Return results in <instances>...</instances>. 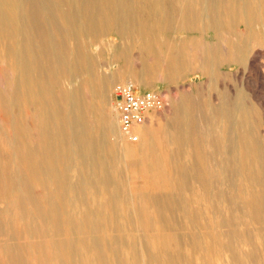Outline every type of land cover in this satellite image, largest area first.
Wrapping results in <instances>:
<instances>
[{"label":"rangeland","instance_id":"374dc122","mask_svg":"<svg viewBox=\"0 0 264 264\" xmlns=\"http://www.w3.org/2000/svg\"><path fill=\"white\" fill-rule=\"evenodd\" d=\"M191 1L195 4V13L200 14L197 23L201 27L208 22L207 17L201 10V2ZM174 6L178 8L180 2L175 1ZM33 19L31 26L37 36L41 29L44 32L48 31L49 34H55L54 26L50 27L47 24L46 16L39 14ZM164 35L171 41H185L191 35L212 40L210 29H203L198 33L189 31L183 26V17L180 16L176 17L175 26ZM223 35L220 39L221 47L226 44L224 40L227 33ZM88 48L92 55H97V67L102 75L125 74L122 81L131 80L139 87L166 91L167 104L153 114L146 127L152 130L154 142L162 144L167 150L173 146L170 140L172 137L162 134V131L167 127L168 118L173 112V103H180L184 98L199 93V103L193 108L189 118L192 117L197 122L201 132L200 139L205 160L214 175L208 184L211 189L199 184L190 173L189 184L185 188L176 186L167 189L162 185L158 186L157 183L154 185L156 181L160 182L161 178L141 168H133V163L127 156L109 152L96 154L102 163L101 166L108 172V179L98 178L99 181L96 179L91 184L83 185L82 188L72 186L73 181L75 183L79 179L76 170L78 159L75 155L70 162V165L74 163V166L66 167V164L64 166V180L67 181L64 182L63 187L59 182L60 162L54 163L52 168L48 165L41 171L40 168L34 169L33 166L36 165L34 162L29 163V166L22 159L25 153L24 144L34 150L31 153L33 155L31 157L34 158L42 142L46 141L38 120L39 105H44L45 102V90L50 88L55 97L59 96L62 94L63 83L43 70L40 88H36L40 90L41 98L27 102L22 101L21 98L11 101L10 99H15L12 93L17 86L16 82L19 83L22 76L14 58L6 55L0 44V178L6 175L8 179L7 185L0 184V264H103V262L105 264H264V233L261 230L263 223L243 217V207L240 200L236 199L235 190L228 186L226 178L220 177L229 172L235 177L239 176V172L233 170L231 166V155L228 153L227 157L225 156L226 151L223 149L226 148L227 141L223 131V121L214 110L219 103V91L226 85L229 76L239 72L238 66L221 64L218 67L220 74L215 76L214 70L195 59L193 48L189 47L186 53L189 61L174 82L159 81L152 76L151 85L146 86L132 79L133 75L126 76V74L128 70L131 73L140 71L154 60V55L150 57L141 54L136 48L127 49L123 54L119 36L114 31L107 32L97 43L89 44ZM253 49L252 56L261 70L260 77L257 78V72L254 74V79L256 82L260 81L259 97L264 102V46H255ZM161 57L162 60L165 53ZM118 82L119 79L113 81L111 93L105 92L106 95L84 89L82 91V97L86 102L94 101L92 110L84 115L87 126L93 131L99 127V133L101 131L100 134L105 136L107 133L104 129L112 120L116 121L119 131L113 95H111ZM198 87L201 90H197ZM33 113L36 115L33 116ZM71 124H76V120L73 119ZM169 124L174 128L172 121ZM67 126L70 130L69 124ZM106 137L111 140L110 142L116 140L114 136ZM117 137L120 141L130 144H138L142 141L141 137L138 142H131L124 136L122 138L120 133ZM223 158L225 160L219 163ZM27 168L30 171L28 175L25 173ZM17 180L20 182L18 183ZM56 182L58 184H55ZM143 191L146 193L145 196ZM166 191L174 196L178 195L177 197H187L188 205L180 207L179 212L165 207L159 211L156 206ZM9 192L11 194H8ZM202 196L207 200L204 201ZM94 204L99 206V212L97 211L94 216L98 225L89 233L79 227L77 222L82 221L80 216H83L90 205ZM160 215L170 217L161 220ZM144 221L146 224L149 222L148 226ZM194 235L197 236L193 243ZM91 243H96L98 246L93 247Z\"/></svg>","mask_w":264,"mask_h":264},{"label":"bare ground","instance_id":"6f19581e","mask_svg":"<svg viewBox=\"0 0 264 264\" xmlns=\"http://www.w3.org/2000/svg\"><path fill=\"white\" fill-rule=\"evenodd\" d=\"M175 1L177 0H0V44L5 54L14 58L22 76V79H19L21 81L16 82L19 87L15 86L12 93L15 99L10 100L21 98L27 102L41 98V92L36 88H40L43 70L63 83L62 94L56 97L50 88L44 89L45 102L44 105H39L38 120L46 141L42 142L34 158L31 157L34 150L24 144L25 153H22V159L28 164L36 163L33 167L40 168V171L48 165L52 168L54 163L60 162L59 182L62 187L67 181L64 180V166L70 165L73 155L78 159V163L74 161L77 163L79 179L76 178L77 181L75 183L73 181L72 186L82 188L83 185L91 184L98 178L108 179L107 170L101 166L98 156L96 157L97 153L106 152L125 155L132 161L133 168H141L161 178V181H156L154 185L157 183L158 186L162 185L167 189L176 186L185 188L189 184L190 173L199 184L208 186L214 175L205 160L198 124L192 117L189 118L193 108L199 103V93L184 98L180 103H173V112L168 118L167 127L162 131V134L172 137L170 140L173 146L169 150L162 144L154 142L153 132L146 127L147 125L142 128V134L140 133L142 141L130 144L118 139L119 133L122 138L123 135L119 124V131L117 130L115 120L104 129L106 136L116 137L113 142L100 134L101 131L99 133V127L95 131L91 130L84 120V115L92 110L94 101L92 103L85 101L82 97L83 89L106 95L105 92L111 93L112 83L116 79L126 82L121 80L125 74L105 76L98 71L97 55L89 52V44L97 43L107 32L114 31L119 36L123 54L127 49L136 48L141 54L150 57L154 55V60L140 71L131 73L128 70L126 74L133 75L132 79L146 86L151 85L152 76L159 81L174 82L189 61L186 53L191 47L195 59L214 70L215 76L218 75V67L221 64H234L239 68L236 75H231L232 77L227 75L228 82L226 81V85L219 91V103L214 108L216 115L223 121L227 141L226 148L223 149L226 151L224 155L226 157L228 153L231 155V166L233 170L239 172V176L235 177L229 172L220 177L226 178L228 186L235 190L236 199L240 200L243 207V217L263 223L261 230L264 233V102L259 97L260 81L257 79L256 82L254 79L257 72V78L260 77L261 70L252 56L255 46H264V0H198L208 20L204 27H199L197 23L200 14L195 13V4L191 0H178L180 2L178 8L174 6ZM39 14L46 16L50 27L54 26L55 34H49L48 31L44 32L41 29L37 36L31 22ZM177 16L183 17V26L189 31L198 33L203 29H210L212 40H204V37L198 35H191L185 41L169 40L164 34L175 26ZM224 33H227L224 40L226 44L221 47L220 39ZM163 53L165 57L161 60ZM198 89L201 90L200 87ZM34 115L36 114L33 113ZM73 119L76 120L74 125L71 124ZM170 121L175 125L174 128L169 124ZM67 124L70 130L67 129ZM23 136L25 137L24 133ZM223 160L225 159L219 163ZM25 173L30 174L28 168ZM118 174L120 176V173ZM4 178H0V184L7 185L6 175ZM167 192L169 191H166L156 206L159 211L165 207L179 212L180 207L186 206L187 197L174 196L173 190L172 193ZM143 194L145 196L146 193L143 191ZM98 210L97 204L90 205L85 214L80 216L82 221L77 222L78 226L89 233L94 230L98 225L94 217ZM165 217L170 216L160 215L161 220ZM196 236L192 238L193 243ZM90 245L98 246L96 243Z\"/></svg>","mask_w":264,"mask_h":264},{"label":"built area","instance_id":"2783aa9c","mask_svg":"<svg viewBox=\"0 0 264 264\" xmlns=\"http://www.w3.org/2000/svg\"><path fill=\"white\" fill-rule=\"evenodd\" d=\"M113 100L119 129L131 142L140 140L142 128L151 121L153 114L168 102L166 91L139 87L131 81L115 84Z\"/></svg>","mask_w":264,"mask_h":264}]
</instances>
